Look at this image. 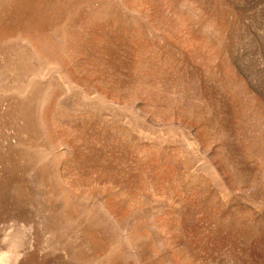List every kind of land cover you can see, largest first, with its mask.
Segmentation results:
<instances>
[{"label":"rangeland","instance_id":"obj_1","mask_svg":"<svg viewBox=\"0 0 264 264\" xmlns=\"http://www.w3.org/2000/svg\"><path fill=\"white\" fill-rule=\"evenodd\" d=\"M0 264H264V0H0Z\"/></svg>","mask_w":264,"mask_h":264}]
</instances>
